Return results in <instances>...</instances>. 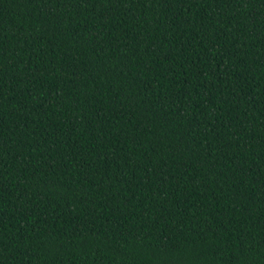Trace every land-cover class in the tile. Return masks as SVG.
<instances>
[{
	"label": "trees",
	"instance_id": "16d2710c",
	"mask_svg": "<svg viewBox=\"0 0 264 264\" xmlns=\"http://www.w3.org/2000/svg\"><path fill=\"white\" fill-rule=\"evenodd\" d=\"M0 264H264V0H0Z\"/></svg>",
	"mask_w": 264,
	"mask_h": 264
}]
</instances>
